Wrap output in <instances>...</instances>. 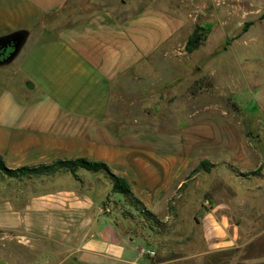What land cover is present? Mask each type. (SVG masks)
<instances>
[{"label":"crops","instance_id":"obj_1","mask_svg":"<svg viewBox=\"0 0 264 264\" xmlns=\"http://www.w3.org/2000/svg\"><path fill=\"white\" fill-rule=\"evenodd\" d=\"M69 1L0 0V39L25 32L18 53L0 59V156L8 168L103 162L152 206L184 183L201 155L246 154L237 126L220 118L186 123L178 133L114 130L108 120L113 83L182 36L185 20L149 3L122 19L105 8L64 27L58 14ZM10 46L13 52V43L0 42L1 48ZM43 179L27 192L25 206L0 202V230H26L32 237L62 228L58 242L70 251L56 255V241L50 239L23 245L2 240L0 264H264V221L253 229L214 205L200 214V241L185 251L156 255L125 244L110 219L101 221L100 198L108 192L72 181L45 186ZM8 210L10 219L3 215Z\"/></svg>","mask_w":264,"mask_h":264},{"label":"rangeland","instance_id":"obj_2","mask_svg":"<svg viewBox=\"0 0 264 264\" xmlns=\"http://www.w3.org/2000/svg\"><path fill=\"white\" fill-rule=\"evenodd\" d=\"M149 3L181 15L184 32L113 83L109 123L118 132L178 133L186 123L220 118L237 126L246 154L236 159L225 151L201 155L185 174L184 183L155 199L152 206L131 205L113 193L107 174L84 169H77L76 174L18 178L0 172V202L12 200L25 206L30 201L27 192L40 185L42 177H46L45 186H67L72 181L89 189L92 184L108 192L100 198L104 211L100 219H110L125 244L169 255L201 240L200 212L214 205L253 229L264 221V0H70L58 16L64 17L62 24L67 27L105 8L122 19ZM197 27L204 28L200 32L203 41L188 52L187 42ZM204 161L209 170L201 165ZM3 215L11 218L9 210ZM46 239L56 241V255L70 251L58 242L63 239L62 228L32 237L26 230H0V243L8 240L23 245Z\"/></svg>","mask_w":264,"mask_h":264},{"label":"trees","instance_id":"obj_3","mask_svg":"<svg viewBox=\"0 0 264 264\" xmlns=\"http://www.w3.org/2000/svg\"><path fill=\"white\" fill-rule=\"evenodd\" d=\"M201 31H204V28L197 27L195 29L194 34L189 38L186 45V50L188 52H192L196 50L201 45L203 41V37L200 36L202 35L200 33ZM24 33L25 32L22 31L12 34L10 36H6L4 38H1L0 42L9 41L13 43V38L17 34L21 35L24 39ZM201 165L205 167L206 170H209V165L207 162L204 161L202 162ZM77 169H84L92 173L102 172L107 174L113 186L112 187L113 193L122 195L126 199V201L133 206H135V204L143 206L142 201L135 196L131 183L127 179L113 173L112 170L109 168V166H107V164L103 162H93L87 159L58 160L48 165L42 164L33 167L24 166L17 169H11L6 166L3 158L0 156V172L4 173L10 178L51 175L59 172L76 174ZM144 211L147 210L144 208Z\"/></svg>","mask_w":264,"mask_h":264},{"label":"water","instance_id":"obj_4","mask_svg":"<svg viewBox=\"0 0 264 264\" xmlns=\"http://www.w3.org/2000/svg\"><path fill=\"white\" fill-rule=\"evenodd\" d=\"M22 44H23V37L21 35H19V34L15 35L14 38H13L14 50L10 54V58H13L18 53V51L20 50ZM200 213H202V212H200Z\"/></svg>","mask_w":264,"mask_h":264},{"label":"flooded vegetation","instance_id":"obj_5","mask_svg":"<svg viewBox=\"0 0 264 264\" xmlns=\"http://www.w3.org/2000/svg\"><path fill=\"white\" fill-rule=\"evenodd\" d=\"M11 52H12L11 46L9 47V49L0 47V59L7 58L8 54H11Z\"/></svg>","mask_w":264,"mask_h":264},{"label":"built area","instance_id":"obj_6","mask_svg":"<svg viewBox=\"0 0 264 264\" xmlns=\"http://www.w3.org/2000/svg\"><path fill=\"white\" fill-rule=\"evenodd\" d=\"M152 254H154V253L152 252Z\"/></svg>","mask_w":264,"mask_h":264}]
</instances>
